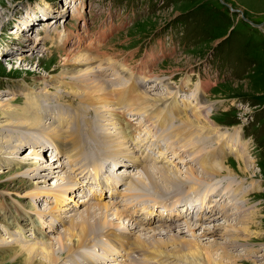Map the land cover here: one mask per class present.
<instances>
[{"label": "rangeland", "instance_id": "obj_1", "mask_svg": "<svg viewBox=\"0 0 264 264\" xmlns=\"http://www.w3.org/2000/svg\"><path fill=\"white\" fill-rule=\"evenodd\" d=\"M52 8L55 10L50 11ZM49 11L51 14L45 16ZM40 12L43 13L40 14ZM24 13L26 14L24 15ZM56 14H59V17ZM51 20L54 24L47 26L46 30L42 29L43 23L48 24ZM37 26L38 28H36ZM64 29L65 32L68 31V34L66 40L62 41L59 34L64 32ZM47 31L49 35L46 38ZM74 32L76 34L71 38ZM44 33L45 36H43ZM42 37L44 39H41ZM1 44H6L9 50L15 49L16 52L20 49L27 50H22L18 54L12 50L10 54H3L1 57L0 102L7 101L11 103V106H22L21 96L18 94L21 92L20 94L25 97L24 91L32 89L33 95L39 91L47 96V99L42 100L43 104L48 107L47 112L52 114L67 113L70 115H67L66 118L74 120L82 118L83 108L92 105V103H87L79 96L78 92L86 90L84 84L77 80L79 77L76 74L72 75L79 68V63H76L75 59H69L66 62L64 52L77 51L80 54L87 52L90 55H87V58L90 61L91 69L98 75L99 80H104V89L112 93H109L111 106L94 105L95 113L90 117V125L81 126L83 122L79 124V132L83 135L81 144L85 149V156L91 157L86 170L93 168L96 163L99 165L97 160L99 158L104 160L114 158L107 154L108 151H101L102 155H99L100 145L103 147L104 143L102 144V142L105 140L103 126L107 132L109 131L110 136H118L124 140L121 143L123 145L126 142L120 130V124L129 130L137 128L134 134L137 143L142 147L155 149V155L157 154L155 156L157 160L152 161L151 165H146L155 177L160 175L158 171L163 168L161 167L162 163L166 168L173 166V168L178 167L181 171L194 167L196 177H200L202 173L198 158L211 150L222 147L225 152H228L229 146L235 145L234 151L222 156L232 172L215 176L209 181L202 179L199 184H196L197 189L189 185L194 181L193 179L183 177L184 184L179 182L177 186L168 187L170 189L165 193L158 194L148 189L149 191L143 190L144 193H140V195L135 191H140L142 184L138 183L137 185L135 180L139 178L145 184L150 185L143 170L140 169L131 176L134 184L130 182L131 178L129 180L128 189L132 186L131 190L134 191H130V195H128L137 199L142 205L145 204L144 207L151 205L153 199L167 200L178 204L187 200L194 202L197 209L202 212L206 211L209 206L205 200L206 196L204 198L203 196L220 189L223 184L227 183L226 190H219L221 199L220 197L213 198L210 203H217L221 210L225 208V203L228 204V212L231 214L229 218H224L214 212L213 214H217L219 217L212 219L213 217L207 213L204 216L206 219L198 223L194 221L189 223L186 220L185 223H180V231H183V233H179L180 236L186 240H194L196 244L206 247L225 241L223 235H221L222 237L211 235L214 226L218 227L217 230L220 233L223 232L224 227L237 224L234 219L236 216L234 210H236L237 204L244 202V199L236 191H233L235 184L242 182L241 186L246 189L252 181L258 183L260 186L258 189L253 188L246 193V198L249 199L248 204L256 210L254 217L256 224L251 226V231L249 230L251 233L243 236L248 240L244 239L247 242L244 248L249 245L251 250L248 253L238 242L232 243L228 250L231 255L238 258V264H264V0H0V46ZM107 62L112 64L107 65ZM126 66L130 68L131 73L138 75V80L142 84L139 89L157 94L164 99L176 97L177 104L181 108H187L189 115L193 106L198 108L203 102L206 105H212V107L201 110L198 115L208 116L210 125L218 127L220 132L224 130L226 137L220 139L218 133L210 130H206L207 133L203 132L202 134H197L195 131L188 132L190 135L188 136L186 133L184 138L188 137L190 140L198 141L196 147L201 149V151L198 149L190 152L189 145L183 148L179 146L182 143V137L176 139L175 136L180 130V124H184L182 121L180 122V114L177 112L168 113V117H166L168 121L159 123L155 117L148 118L143 112V114L137 113L135 108L131 111L121 107L120 103L123 101L122 98H126L128 89L124 86L117 87L125 82L126 76V74L123 75L118 81L117 73L120 69L125 73ZM65 70H68V73L64 74ZM70 81L73 89L67 84ZM135 81L138 82L136 78ZM62 82H65L66 85H62ZM200 84L204 87L203 91L199 93L197 87ZM13 88L15 89L14 94L11 91ZM118 90L121 93L116 95ZM113 93H115L114 97L121 98L119 102L112 100ZM26 100L25 97L24 103L31 107ZM74 111H76L75 115ZM98 111L104 117L98 116ZM8 112L11 115L9 109L3 105L0 107V121L3 120V113ZM122 113H124L127 122L121 121L120 123L118 120ZM185 115L183 114L181 117ZM23 117L16 114L8 118L12 124L17 123L15 128H12L11 125L0 124L2 125L0 126V224L4 225L3 228L0 225V237L1 235L8 236L3 230L6 227L12 234L9 238L18 237L22 241L20 245L11 244V247L0 248V264H26L25 257L28 254L34 255L30 264H40L43 260L41 258L42 241L51 240L56 245L60 233L68 225L59 224L58 218L50 211L48 212L51 207H45L43 201L50 200L46 197H54L47 196L46 191L53 188L55 182H61L59 188L68 184L70 180L75 183L70 185L71 189L67 188L63 192L64 200L54 201L52 208L60 210L62 207L59 204L71 198L68 193L82 192L86 185V177L80 179L81 172L78 173L77 169L75 171L73 166L68 168L64 166L68 162L66 154V157H63L59 162L62 168L58 166L59 164L55 165L56 161L62 157L57 153L55 160L49 163L50 166L39 161L40 145L45 144L47 140L42 134L33 132L45 126L47 114L43 116L37 114L35 120H38L41 125L29 128L30 131L24 124L18 123V121L24 120ZM63 134H70L69 138H74L76 141L78 139L77 134L72 131ZM33 139L39 142L35 146L29 145ZM47 139L50 144L54 140L53 138ZM85 141L89 142L88 146L85 145ZM227 141L229 142L227 143ZM94 142L97 144L94 145ZM108 147L106 148L108 149ZM226 147L228 148L226 149ZM83 148L77 147V152L80 151L78 152L80 155H83L81 153ZM127 148L132 150L130 140L127 143ZM196 151L199 153L194 154ZM33 152H36L37 156H33ZM159 154L161 158H158ZM179 154L183 155L182 160L177 158ZM197 155L198 157H196ZM19 156L22 159H18ZM32 157L34 161H32ZM243 158L248 161L250 171L246 175L239 172L238 161ZM161 159L162 163H159ZM25 160L26 162L38 161L36 164L40 167L39 172L42 173L29 171L30 165L26 164ZM40 164L48 165L47 167L53 165L56 167L53 168L56 171L54 170L55 172L48 176L50 172L45 170L46 166L41 167ZM19 170L22 172L19 173ZM18 173L24 176H18ZM64 173L71 174L67 182L63 180ZM62 175L63 177H61ZM158 177L160 178V176ZM96 185L98 186V184ZM35 186H37V191H42L39 197L21 196ZM94 194L95 192L91 191L90 195H82L81 200H84L85 203L76 200L74 209L66 204V208L60 212L56 211V213L62 215L67 213L66 210L70 212L82 211L89 206L88 201L95 198ZM136 194L137 198L134 197ZM218 199H220L219 202ZM102 203H109V205L107 204L108 211L114 206L116 212L115 202ZM12 204H19L20 208ZM79 206H83V208ZM11 209L15 212H12ZM48 214L54 218L53 223L56 225L54 226L50 222L48 227L55 228L58 224L62 228L54 232L48 231L46 227L39 230L38 217L44 219L43 215ZM25 216L29 217L31 221L28 219L24 223ZM49 216L45 219L50 220ZM114 216L111 211L107 212L109 223L115 225L114 223L123 222V219ZM12 219L14 224H9ZM16 221L19 224H16ZM22 223L25 226L17 228ZM39 223L42 225V223L45 224V221ZM187 226H190L194 233L188 230ZM165 228L164 226L162 229L144 231L143 233L153 234L157 238H162L165 234L163 238H166L179 231L178 228L170 230ZM19 229L20 234L23 232L24 236L18 235ZM214 229L216 228L214 227ZM35 233H38L37 237L33 238ZM97 234L95 237L98 236ZM34 242H40V244H35L37 247H31ZM83 248L85 249L82 252L87 254L89 246ZM79 250L77 249L76 252ZM76 252L66 255L64 249L56 245L60 264L79 262V255ZM214 252H220V250ZM150 262L157 264V259Z\"/></svg>", "mask_w": 264, "mask_h": 264}, {"label": "bare ground", "instance_id": "obj_2", "mask_svg": "<svg viewBox=\"0 0 264 264\" xmlns=\"http://www.w3.org/2000/svg\"><path fill=\"white\" fill-rule=\"evenodd\" d=\"M48 24H46L44 26L45 30H46ZM67 34H68V31L65 32V29H64V32L59 34L60 39L62 41H65ZM64 54H65L64 59L66 60V62H68L69 59H75L74 61L76 63H79V68H77V70L75 69L76 72H73L72 75L76 74L77 77H79L77 80L80 81L81 83H83L85 88H86V90L84 92H78L79 96L83 100H85L87 103H89V104L92 103V105H88L84 108L82 107L83 108L82 114H81L82 118H76L75 120L73 118L61 119V118H55L54 116L49 117L50 118L49 121L48 122L45 121V123H44L45 126L36 132L42 133V135L43 134L46 135L47 138H53L54 140L52 141L51 145H53L52 147L55 149L56 153L58 154V150H61L60 152L62 154L60 156L66 157L65 154L67 155L66 158L68 159V162L64 166H66L67 168L69 166H73L75 171L77 169L78 173L79 172L82 173L86 168L85 166L88 165L87 163L91 157L85 156L86 153H85V150L83 148V145L81 144V142L83 140V135H81L82 133L79 132V124L80 123L82 124V122H83V124L81 126H84L85 124L90 125V123H91L90 117H92V115L95 113L94 105L97 104L98 106H101V107L111 106L110 102H109V101H111L110 97H109V93L111 91L109 92L108 90L104 89V86H103L104 81L102 80L103 81L102 82L98 78H96V74L93 72V70L90 67V61L87 58V55L80 54V52H77V51H70V52L67 51V52H64ZM111 64L112 63L107 62V65H111ZM108 69H106V70H108ZM65 73H68V70H65L64 74ZM104 75H105V73H104ZM159 80H161V79H159ZM140 86H141V84H139V82L135 81L133 84V87L131 89H128L126 98H122L123 101H122V103H120V105H122L125 108L130 109V110L135 108L137 113H141V114L145 113V115L149 116V118L155 117L156 119H158L159 123H165L166 121H168L166 119V117H168V113H176L177 112L178 114H180V117H179L180 122L182 121L184 124H180V126H179L180 130L175 135L176 139H180L179 137H182L181 138L182 143L179 145L180 147L183 148V147L189 145V149H191L190 152H194L195 150L199 149V147L198 148L196 147V145L198 144L197 143L198 141L195 142L194 140H190L188 137L186 139L184 138L186 133L188 136L190 135L188 132L195 131L197 134H202L203 132L207 133L206 130H210L212 132L215 131L216 133H218V136L220 139H224L226 137V132L224 130L222 132H220L218 127L210 125V123H209L210 121H209L208 116L198 115V113L201 110L207 109L208 107H212V105H206L203 102L202 105L200 104L198 106V108H195L193 106L190 110V115H189L187 108H185V107L181 108L177 104L176 97H173L172 99H164V97L161 98V96H157V94H153V93L151 94L148 91H143L142 89H139ZM203 87H204V85H202V84L198 85L197 90L199 91V93L203 91ZM120 88H122V87H120ZM141 90H142V92H141ZM119 93H121V92L118 90L116 95H118ZM24 95L27 99L26 100L27 103L31 107H28V105L26 103H24V105H22V106H11V103H9L7 101L4 103L0 102V107L3 105L6 109H9V111L11 112V115L9 112L3 113L4 114L2 117L3 120L0 121V124L11 125V126H13L12 128H15L17 123L13 122L15 124H12L10 122L11 120H9L8 118L12 117L13 115L20 114L21 116H24L23 117L24 120L18 121V123L24 124L27 127L28 131H30L29 128L37 127V126L41 125V123L38 120H35V116L37 114L39 116H41V115L43 116V115L47 114V113L41 111V102H40L41 96H42L41 93H36V95H33V90L28 89V90L24 91ZM114 96H115V93H113L112 97L118 98L119 101L121 100V98L114 97ZM163 100H165V101H163ZM161 101H163V102H161ZM196 107H197V105H196ZM127 109H125V110H127ZM76 111H74V115H75ZM205 111H207V110H205ZM97 114H98V116L100 115V116L104 117L101 112H99ZM183 114H186V115L181 117V115H183ZM208 123H209V125H208L209 127L207 128L206 126ZM2 125H0V126H2ZM212 125H214V124H212ZM214 127H215V129H214ZM107 128H108V126H107ZM102 129L104 131L105 140H103V142H102V144L104 143L103 147H101V145L99 144L100 149H101L99 151L100 156L102 155L101 153L103 151H108L107 154L111 155L112 157H114L115 155L118 157V156L126 154L127 152L130 151L127 148V143H125V145L121 144L124 140L118 138V136H116V137L113 135L110 136L108 133L109 131L107 132L106 129H104V126ZM211 129H213V130H211ZM67 131H72V132L76 133L78 136L77 141L74 138H69L70 134L69 135L63 134L64 132H67ZM53 132H54V134H56L58 136H55L53 134ZM177 134H179V135H177ZM119 136H120V134H119ZM58 137H59V139H57ZM121 137L123 138V136H121ZM84 143L86 146H88L89 142L85 141ZM96 144H97V142L94 145H96ZM14 145H16V144H14ZM78 146H80V148H83L82 152H81V153H83V155H80L78 153L80 151L77 152ZM107 146H109L110 148L108 147V149H107L106 148ZM229 149L230 150L228 152H231V151H234L236 149V147H235V145H231V146H229ZM65 150H66V152H65ZM186 151H188V150H186ZM198 151H201V149H199ZM228 152H225V150H223V147H222V148H219L217 150H211L207 154L203 155L201 158H198V160L200 159V161H199L200 162V170L202 173V175L200 177H196V169H194V167H189V168H186L185 170L181 171L178 167L174 166L175 168H173V166H171L169 168H166V166L164 164H162L161 167H163V168L162 169L160 168L158 171V174H160V175H158V176H160V178H159L158 176L155 177L152 174V172L150 171L151 169L145 165L141 169L143 170L144 175H146V178L149 180L148 183H150V185L145 184L139 178H137V179L135 178L136 179L135 183L137 185H138V183L142 184V186H140V189L142 190V192H140L141 190L140 191L136 190L135 192L144 193L143 190L149 191L148 189H151L152 191H155L158 194H162L163 192L165 193V192L169 191L168 189H170V188H168V187L177 186L179 184V182L183 183L184 182L182 180L183 177L188 178L190 180L193 179L194 181L192 183H190L189 185L192 188H195L196 184H199L200 183L199 181H201L202 179H207L209 181V179H213V178H215V176L223 175V173H227V172L231 173L232 170L226 164V162L224 161V159L222 157L223 154L228 153ZM196 153H199V152L196 151L194 154H196ZM1 154H4V153L1 152ZM25 155H27V154H25ZM32 155L33 156L36 155V152H33ZM77 155H80V156H77ZM199 156H200V154H199ZM20 157L21 156H19L18 159H22ZM196 157H198V155ZM28 159H30V158H28ZM65 161L66 160L64 158V162ZM24 162L26 164L30 165V167L28 168L29 171H34L35 173H40V174L42 173V172H39L40 167L36 164L38 161L26 162V160H25ZM196 162H198V161H196ZM247 162L248 161L244 160V158H243V160L238 161L239 172L242 174H245V175L250 173ZM62 163H63V161H62ZM96 164H94L93 168L99 166ZM48 165L50 166V164H48ZM48 165L40 164L41 167L46 166L45 170H48V172H50V174H48V176H49V175L53 174V172L56 171L55 169H53L56 167H54L53 165L51 167H47ZM89 165H91V164H89ZM58 166L60 168H62V166L60 164ZM21 169H22V167H21ZM21 172H22V170L21 171L19 170V173H21ZM19 173H18V176H24L21 174L19 175ZM153 173H155V172H153ZM155 175H156V173H155ZM142 176L143 175H141V177ZM61 177H63V175ZM70 177H71V174H65V178L63 180H66V182H67L70 179ZM143 177L145 178V176H143ZM147 179H146V181H147ZM197 181H198V183H197ZM93 182L98 184L95 181H93ZM130 182H133L132 178H131ZM85 183H88V182L85 181ZM55 184H56V186H54V187H56V188H54V187H53L54 189L50 188V190H47L45 194L47 196L52 195L55 198L54 200L58 201V200H64L63 192L66 191L67 188L71 189L70 185H74L75 183H72V180H70L68 184L66 183V184L62 185V188H59V184H61V182H55ZM82 184H84V183H82ZM133 184H134V182H133ZM241 185H242V182H239V184H235V188L233 189V191H236L238 193V195H240L244 199L243 200L244 202L241 204H237L238 206L236 207V210H234V213L236 215L234 219H235L237 224L235 226L234 225L228 226V224H227L228 227H224L223 232L221 231L220 233H218L219 231L217 230L218 229L217 226H214L216 229H214V227H213L211 230V235H213V236L223 235L225 237L224 242H221L220 244H218V242H217L214 244H210L206 247L198 245L195 243L194 240H191V241L186 240L183 238V236L179 235V233H183V231H180L181 224H179V225H173V226H166L167 230L176 229V228L179 229L177 234L173 233V234H171V236H168L166 238H163L165 234L163 235V237L161 236L162 238H157V237H154L153 234L150 235L147 233H139L137 238H135V240H133V244L131 245L130 249L134 250V252L139 253L140 255H144L146 257V258H143L144 261H146V260L152 261L154 259H157V264H238V258L231 255L228 249L230 248L232 243L235 244L236 242H238L239 245L242 246V248H244V246L246 245V243H247L246 241H248V240H247V237L243 238V236L248 235L249 232L251 231L250 230L251 226L256 224L254 221L255 220L254 217L256 215V210L248 204L249 199L246 198V193L249 192L248 190H250V189H253V188L258 189L260 187L259 184L255 183L254 181H252L250 183V185L248 186V188H246V189H243L244 187H242ZM190 186H188V187H190ZM36 187L37 186H35V188L29 189L27 192H25L21 196H26V197L38 196L39 197L40 193L42 191H37ZM131 187L132 186H130L129 189H131ZM197 188L198 187H196V189ZM227 188H228V184L225 183L221 186L220 189L226 190ZM60 189H62V190H60ZM129 189L127 187V190H129ZM220 189L215 190L214 192H210L209 194H207L205 192L207 195H204L203 198L205 196H207V202L212 201L213 198H219L220 197V199H221L220 191H219ZM91 191L97 192V189L91 190ZM131 191H134V190H131ZM207 191H208V189H207ZM136 196H137V194L134 197H136ZM17 197H19V196L17 195ZM141 197H143V196H141ZM220 199H218V202ZM142 200H143V198H142ZM81 201H82L81 203H85L84 200H81ZM107 204L109 205V203H107ZM107 204L106 203L103 204L101 201L100 202H94V204H89V206L87 208L83 209L82 211L76 210V211L70 212L69 210H66L65 212H67V213H64L62 215L59 213H56V211L60 212V210H63V209L59 210L57 208H52V207L49 208L48 212L50 211V213H52L53 215H55L58 218L57 221L59 222V224H63V225L68 224L66 226V229H64L63 232L60 233L56 245H59V247L61 249L63 248L65 254L69 255V253H71V252L74 253V252H76L77 249H80L83 245H85L89 238L95 237L98 230H101L102 228H106L109 226H114L111 223H109V220L107 219V212H109L107 210V207H108ZM210 206L211 207H210L208 213L210 216L213 217L212 219L219 217V216H217V214H213L214 212L220 214V216H222L224 218H229L231 216V214L228 212V210H229L228 204H226V203L224 204L225 208L223 207L224 208L223 210H221L220 206L217 205V203H215V204L210 203ZM242 208H244V209L242 210ZM45 212H47V211H45ZM242 212H244V214H241ZM114 215L116 216V218H120V216H119L120 212L118 209H116V212ZM25 217H27V216H25ZM205 219H206V217H204V218L200 217L199 218V220H205ZM52 225L56 226L55 223H53V222H52ZM40 228L41 227H39L38 229L40 230ZM155 229L150 228L149 231H154ZM187 229L191 230V232L193 230L190 226L189 227L187 226ZM4 230H5V228H4ZM206 231H210V230H206ZM19 232H20V229H19ZM253 232H256V231H253ZM7 233L9 234L8 237L12 236L11 232L7 231ZM192 233H194V231ZM109 234L111 235L112 238H115L118 236L117 233L109 232ZM159 234H161V233H159ZM8 237H4L3 235H1V237H0V248L3 246L11 247V244L20 245L22 243V241H20L21 239L19 240L18 237H14V238H12V237L8 238ZM35 237H37L36 233H35ZM74 239H75V241H74ZM244 239H246V241H244ZM42 242L43 243H41V245H42L41 246V249H42L41 258H43V260H42V262H40V264H60V261H59L60 259L56 253L55 243L52 242L51 240L48 242L47 241L46 242L42 241ZM186 243H188V244H186ZM35 244H40V242L32 243L31 247L32 246L37 247V245H35ZM85 248H83V249H85ZM244 249L249 253L251 250V246L248 245ZM218 250H220V252H214V251H218ZM33 256H34L33 254L32 255L31 254L26 255L25 258L27 260L25 263L30 264V261H33ZM151 263H153V262H151ZM75 264H80V262H75ZM128 264H131V262H128Z\"/></svg>", "mask_w": 264, "mask_h": 264}]
</instances>
